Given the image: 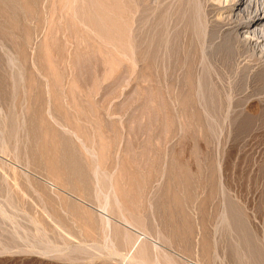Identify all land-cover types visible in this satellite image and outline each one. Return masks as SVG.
<instances>
[{
	"label": "rangeland",
	"instance_id": "obj_1",
	"mask_svg": "<svg viewBox=\"0 0 264 264\" xmlns=\"http://www.w3.org/2000/svg\"><path fill=\"white\" fill-rule=\"evenodd\" d=\"M207 6L0 0V264H264V70Z\"/></svg>",
	"mask_w": 264,
	"mask_h": 264
},
{
	"label": "bare ground",
	"instance_id": "obj_2",
	"mask_svg": "<svg viewBox=\"0 0 264 264\" xmlns=\"http://www.w3.org/2000/svg\"><path fill=\"white\" fill-rule=\"evenodd\" d=\"M206 2L208 3L207 12L201 13V10H200V12L197 13L198 19H200V17H201V18H203L202 20H204V22H212V24H214V22H216L218 24L219 23L223 24V22L224 23L226 22L225 23V25L227 26L226 33L227 34L230 33V35L231 34L234 35L235 36L234 38L237 39V42H239V43L243 44L244 46H247L249 49H251L252 53L257 57V60L259 61V64H260L259 70L260 69L264 70V0H206ZM194 3H193V5L195 6ZM197 7H194V8H196V10L198 11ZM190 11H191V9H190ZM188 12H189V10H188ZM193 13H194V10H193ZM200 24H202V23H200ZM200 24H198V25H200ZM204 27L205 26H203L202 28L205 29ZM204 31H203V33H204ZM199 34L200 33L198 32L197 35L199 36ZM204 34H206V33H204ZM219 34H221V33H219ZM201 36H203V34ZM206 37H207V35L205 36V38ZM204 39L201 41H204ZM224 45H225V43H224ZM211 47L213 48V46H211ZM226 47H227V45H226ZM199 48H201V47H199ZM205 48H207V47H205ZM202 49H204V48H202ZM228 50H230V48ZM214 51H216L215 45H214ZM204 52H208V50L206 49V51H204ZM229 52H231V51H229ZM201 53L202 52H200V54ZM222 55L224 56L225 54L223 53ZM58 174H59V172H58ZM72 175H74V174H72Z\"/></svg>",
	"mask_w": 264,
	"mask_h": 264
}]
</instances>
